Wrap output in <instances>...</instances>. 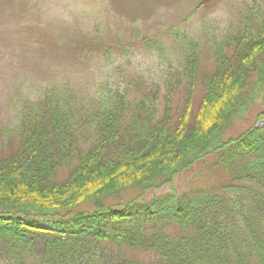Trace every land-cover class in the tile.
<instances>
[{
	"label": "trees",
	"instance_id": "obj_1",
	"mask_svg": "<svg viewBox=\"0 0 264 264\" xmlns=\"http://www.w3.org/2000/svg\"><path fill=\"white\" fill-rule=\"evenodd\" d=\"M168 34L185 56L176 113L172 83L164 106L117 82L91 96L52 84L21 102L16 149L0 160V264H264V21L251 13L213 43L196 107L200 42ZM255 107L256 123L226 137ZM210 155L226 181L148 198Z\"/></svg>",
	"mask_w": 264,
	"mask_h": 264
},
{
	"label": "rangeland",
	"instance_id": "obj_2",
	"mask_svg": "<svg viewBox=\"0 0 264 264\" xmlns=\"http://www.w3.org/2000/svg\"><path fill=\"white\" fill-rule=\"evenodd\" d=\"M251 13H260L264 21V0H0V160L16 149L21 102L36 99L52 84L91 96L100 83L117 82L132 94L158 92L164 106L172 83L171 111L176 113L187 86L182 46L168 34L175 27L201 45L196 107L202 77L214 66L213 43L237 33ZM152 37L161 49L142 44V38ZM260 108L235 120L225 136H237L256 123ZM257 124L263 125L264 118ZM215 161L214 155L198 160L179 172L173 184L149 191L148 198L216 187L226 180Z\"/></svg>",
	"mask_w": 264,
	"mask_h": 264
}]
</instances>
